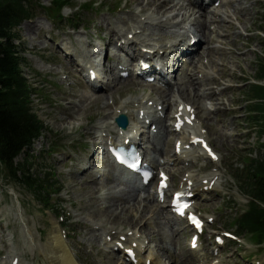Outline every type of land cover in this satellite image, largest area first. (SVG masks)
Listing matches in <instances>:
<instances>
[{
  "label": "rangeland",
  "instance_id": "obj_1",
  "mask_svg": "<svg viewBox=\"0 0 264 264\" xmlns=\"http://www.w3.org/2000/svg\"><path fill=\"white\" fill-rule=\"evenodd\" d=\"M176 1L70 0L61 12L63 11L64 17H72L76 12L81 14L79 22L77 21V31L66 30L63 26L57 25V22H51L45 17L47 16L45 13L22 23L16 29L19 39L15 44L24 50L21 55L25 60L23 73L31 81L30 83L44 87L45 94L43 99L35 98L33 105L37 117L48 128L44 136L35 142L30 152L37 158L33 170L44 168L41 170L44 172L50 166L54 169L52 178L62 188L58 196L61 210L57 211L68 218L64 225L67 224L75 231L72 241L67 240L66 243L69 246L74 245L75 250L81 247L76 264H118L117 259L111 260L104 252L100 253L99 258L94 256L99 249L100 239L111 227L126 230L142 227L141 231L145 234H153L154 239L151 243L156 247L166 246L172 249L181 244L179 260L186 264H198L191 262L188 256L186 232L179 226L171 227L161 220L163 216L161 210L154 211L151 202L144 200L145 196L142 198L133 192L130 194L137 197V202L136 200L127 202L128 198L124 194L132 191L130 189L119 190L116 184L106 181L96 184L93 174L86 177L74 176L78 169L74 165L87 153L85 148L102 147L97 139L96 128L98 122L105 116L107 118V114L113 109L106 101L109 99L115 104L127 103L128 97L145 96L152 91V88L144 86L138 80L130 79L120 83L113 82L108 92L94 95L82 82L74 79V66L70 67L56 56H51L54 50L52 42L57 41L59 44L62 42L68 44L72 54L89 60L91 45L98 46L99 39L102 37L106 39L108 31L112 29L117 32L119 27H129L144 18L161 15L170 21L175 14L171 7ZM39 2L43 7L49 8L51 0H39ZM89 2L91 7L86 11H79L81 5ZM162 2L166 6L165 14H163L164 9H156V6L162 5ZM119 5L120 11L115 12V7ZM263 5L264 0H229L221 5L217 9L218 15L213 16L214 21L209 19L210 21L203 26L209 37L208 45L201 47L193 61L195 70L192 73L196 86L188 87L184 82L177 86L182 99L197 107L202 127L207 130L211 144L221 155L220 183L211 194V201L198 206L208 214L217 216L213 226L217 231L227 232L228 229L224 227L226 218H233L249 202L239 188L241 182L235 180L233 175L241 172L243 158L246 156L255 158L256 147L264 143V136L257 138L255 130L246 124L247 116L244 113L246 102L242 95H239V91L245 88V83L250 81L256 72L253 65L256 58L264 57V21L260 16ZM106 8L110 9L106 10ZM141 10L143 13L140 12ZM208 16L212 17L211 14ZM203 18L205 17L202 13L193 17L192 23L198 31L203 24ZM83 28L86 29L85 32ZM86 40L89 44L85 43ZM111 48L113 45L108 50ZM100 50L103 52V48ZM199 66L205 67V72L210 74L198 79L196 74ZM35 71L39 73L38 76L31 74L36 73ZM63 71L76 81L72 86L57 81V76ZM112 73L115 76V72ZM47 74L50 77H47ZM217 87L221 92L214 95L213 89ZM159 92L161 91L156 89V94ZM169 95L170 93H162L166 99ZM214 110L218 113L215 114ZM230 118L233 128L226 129L225 123ZM112 127L109 126L108 129L112 130ZM173 141V137L168 136L159 145L157 151L150 146L151 151L163 155L171 154ZM52 143L70 145L74 148L71 152L64 149L69 156L75 157L74 165L68 159L62 161L63 157L42 155L41 150L44 152ZM247 150H251L252 154L245 155L248 154ZM18 160L21 162L22 157ZM97 164V168L107 166V162ZM62 169L69 171L70 175L63 174ZM184 169L186 168L181 165L172 168V182L175 187L180 182ZM210 171L211 168L208 166L202 169L199 175L200 177L209 175ZM151 190H154V187ZM115 203L121 204L123 209L122 211L118 209L112 214L109 209L113 208L112 205ZM161 206L163 209L167 208L165 203ZM57 215L36 205L33 197L17 185H6L0 175V264L4 256L10 259L16 250L24 253L21 264H35L37 258L40 259L39 264H61L57 248L51 241L56 230L57 234H60V229L56 227ZM94 223L102 225L103 228L92 232L90 225ZM169 232H173L175 236L172 242L167 238ZM159 253L162 252L159 250ZM223 256L226 264L240 259L241 256L250 258L246 264L254 262L264 264V249L261 250L247 241L239 249L234 246L226 247Z\"/></svg>",
  "mask_w": 264,
  "mask_h": 264
},
{
  "label": "trees",
  "instance_id": "obj_2",
  "mask_svg": "<svg viewBox=\"0 0 264 264\" xmlns=\"http://www.w3.org/2000/svg\"><path fill=\"white\" fill-rule=\"evenodd\" d=\"M69 0H53L52 9L58 17ZM37 0H0V175L7 181L19 185L39 199L45 194L38 174L30 171L31 163H16L15 159L43 132L44 126L36 116L31 104V89L21 70L16 27L31 18ZM264 13V8L262 9ZM257 77L264 76V59L257 63ZM247 121L257 129L258 137L264 135V87L248 86ZM260 155L245 161V192L250 196L246 213L236 221L238 233H248L257 243L264 242V144H260ZM41 181V183H40Z\"/></svg>",
  "mask_w": 264,
  "mask_h": 264
},
{
  "label": "bare ground",
  "instance_id": "obj_3",
  "mask_svg": "<svg viewBox=\"0 0 264 264\" xmlns=\"http://www.w3.org/2000/svg\"><path fill=\"white\" fill-rule=\"evenodd\" d=\"M164 2H166V1H164ZM164 2L161 3L162 5L156 6V9H164L163 14L166 13V9H165L166 6H165ZM179 2H177L175 5H173L171 7V8H173V11H175V14L173 15L172 19L170 18V21L167 20V17L161 15L160 17H158V16L154 17L153 16L154 18H152V17L145 18L140 23L137 22V25L135 27H133L132 31H129L127 34L132 33V32H134L136 30H140V33L138 35L134 34V36H133L134 38L132 39V41H128V42L131 45H134V42L136 44H141V48L150 51V55L152 53L153 57L163 58V59H167L168 58L169 61H173V60H171V57H170V54L172 53L173 49H177L178 50L179 47H183L184 46V43L186 41L187 42L189 41V39L187 37H188V34L191 33V31L193 30V28H192L193 24H191L193 22V20H192L193 15H195V13L197 14L198 12L202 11L203 8H204L203 6H205V4H209V3H202L201 2L198 5H193L191 0H179ZM225 3H227L226 0L221 1L220 4L218 5V7H220L221 5H224ZM193 10H197V12H194ZM235 10H236V8H235ZM140 12L143 13V10H141ZM189 12H191V13H189ZM205 15H206V13H205ZM207 19L211 20V18H207ZM205 22H206V20L203 21V24L201 25L200 30H199L200 33H201V38H202V42H200V43H201V45L203 47L206 46L205 42H206V38L208 36V34L205 31L206 30L205 27H203V26H205ZM109 26H110V24H109ZM121 26H122V24H121ZM199 31H198V33H199ZM65 49L68 50V48H65ZM160 52H161V54L163 53V56L159 55ZM141 55L143 56V55H147V54L143 53V51L141 50ZM195 57H197V55L193 56V59ZM180 65H182V64H180ZM171 66L172 65L170 64V68H171ZM185 67H186L185 69L182 68V71L180 73V79L184 80V83H186L188 85V87L196 86L195 79H193L192 76L188 73L190 71L189 64L187 66H185ZM170 74L173 75V73H170ZM169 77H171V75ZM171 85L175 86V85H178V84L177 83H172ZM173 88L174 87H172L171 92L174 95V96H172V98L175 100L180 95V92H179L180 89L178 87H176L173 90ZM175 95H177V96H175ZM174 100H171V102L174 103ZM158 101L159 100H157V99L155 100V102H158ZM169 103H170V97L168 98L167 102L164 104L166 108L169 106ZM175 106H177V105H175ZM126 108H127V105L121 104V106H118L115 109V111L119 110L123 114L124 110H126ZM139 109H140V107H139ZM151 114H152V116H149V117H151L153 119L154 113L151 112ZM115 115H116V112H112L107 117V119H105L104 121H101V123H99V127L101 129L100 131H105L103 129L105 127V124H107V125H108V123L110 124L112 119H113V117ZM137 119H138V112H137V116H136V120ZM145 119H147V118H145ZM106 120H108V121L106 122ZM140 125H143L141 127V132L143 133L144 129L146 128L144 126V122H140ZM163 129H164V131H163ZM133 130H137L138 131V128H137L136 125H133L131 123L129 128H128V132L127 133L129 134V133L133 132ZM159 131H162L163 134H168L169 132H171V130H167L165 125H163L162 130H161L160 125H159ZM116 133H117V130H116ZM109 135H112V134L108 131L106 136H109ZM145 135L148 136V132L147 131L145 132ZM158 135H159V133H158ZM118 139H120L119 136H117L115 139L114 138H110V141L115 142ZM106 140H108V137L104 138V141H106ZM184 154L187 155L188 157L196 158L197 156H201L202 159H205L204 154L201 151H199V149L191 150V152H183L182 155H184ZM169 161H172L173 164L179 162V160L177 161L175 158H171ZM188 177H189L190 180H193L194 175H192V173L190 172ZM98 182L99 181H96L95 183L99 184ZM198 185H200V183H198ZM195 187H198V186H195ZM202 188L203 187H201V186L198 187L199 190L202 189ZM114 191H116V190H114ZM130 193H133V191H130V192L124 194V196H127V198H128L127 202H129L131 200L134 201L137 198L135 195H132ZM202 194H204V193H202ZM144 196H145L144 200H147L148 203L151 202V204H155L156 205L155 208L157 210L161 208L159 205H157L158 203L156 202L157 200H156V197L154 196V192H152L151 190L148 189V190L145 191ZM136 202H137V200H136ZM123 206H125V205H123ZM112 207L113 208L109 209L110 213H112V214H114L118 209L120 211H122L121 209H123V207L119 203L118 204L115 203L114 205H112ZM133 207H134V205H133ZM106 209H108V208H106ZM96 224H98V223H96ZM57 232L58 231L56 230V233L51 238L52 239L51 241L53 242L54 246L57 248V255L59 257V260L61 261V264H76V259L74 257L75 254L74 255L72 254L73 252L68 248L67 244L61 239L60 235H58ZM117 237H119V236H117ZM150 238H152V235H150ZM167 238H169V237H167ZM91 240L93 241V239H91ZM118 240H119L118 238H114L112 246H110V244H107L105 242V246L104 247L107 250L112 251L113 250V246L115 245V242L118 241ZM111 244H112V242H111ZM139 253H141V251ZM111 255H117V254H111ZM156 259H158L159 261L162 262V260L159 259L158 257H156ZM147 260H151V259L148 256H146L144 264L147 262ZM167 262L169 263L171 261L167 260ZM152 263L155 264L154 261H152ZM162 263L163 264H167L165 262H162ZM41 264H43V263H41ZM174 264H175V262H174Z\"/></svg>",
  "mask_w": 264,
  "mask_h": 264
},
{
  "label": "snow or ice",
  "instance_id": "obj_4",
  "mask_svg": "<svg viewBox=\"0 0 264 264\" xmlns=\"http://www.w3.org/2000/svg\"><path fill=\"white\" fill-rule=\"evenodd\" d=\"M193 221L196 222L197 224V227H199V221H196V218L195 217H192Z\"/></svg>",
  "mask_w": 264,
  "mask_h": 264
}]
</instances>
